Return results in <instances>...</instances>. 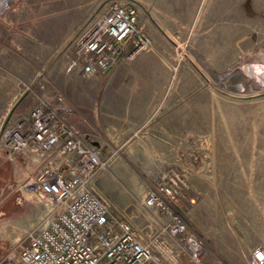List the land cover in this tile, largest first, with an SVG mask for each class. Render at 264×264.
I'll use <instances>...</instances> for the list:
<instances>
[{"label": "rangeland", "instance_id": "rangeland-1", "mask_svg": "<svg viewBox=\"0 0 264 264\" xmlns=\"http://www.w3.org/2000/svg\"><path fill=\"white\" fill-rule=\"evenodd\" d=\"M111 2L136 7L152 45L111 76H83L69 69L74 42ZM141 56L144 68L129 71ZM136 83L153 84V114L131 138L152 119L153 141L163 138L171 153L124 156L129 175L112 171L107 197L96 191L141 228L151 217L132 182L147 190L174 170L186 182L174 208L201 238L203 263L249 264L253 249H264V0H0V128L37 95L56 94L75 128L103 139L110 133L98 124L116 120L103 108L108 91ZM125 94L115 91L114 103ZM0 158L8 164L0 163L1 261L45 223L47 209L23 186L27 167Z\"/></svg>", "mask_w": 264, "mask_h": 264}, {"label": "built area", "instance_id": "built-area-1", "mask_svg": "<svg viewBox=\"0 0 264 264\" xmlns=\"http://www.w3.org/2000/svg\"><path fill=\"white\" fill-rule=\"evenodd\" d=\"M151 45L136 7L111 2L79 32L69 69L86 77L103 74ZM36 98L0 128V151L31 172L23 186L47 209L46 220L0 264H204L201 238L174 208L186 186L179 173H159L139 202L151 219L135 227L95 189L97 175L117 151L103 159L100 148L70 123L73 110L61 96ZM248 263L264 264V249L255 247Z\"/></svg>", "mask_w": 264, "mask_h": 264}, {"label": "crops", "instance_id": "crops-1", "mask_svg": "<svg viewBox=\"0 0 264 264\" xmlns=\"http://www.w3.org/2000/svg\"><path fill=\"white\" fill-rule=\"evenodd\" d=\"M146 59V57L141 56L135 63H133L132 67H130L129 71H141L144 67L142 62ZM124 61V60H121ZM119 61V62H121ZM118 62V63H119ZM115 70V66L106 71L103 74H98L94 76H111L113 74V71ZM115 72V71H114ZM112 88H118L112 89ZM124 89L119 86H113L108 91L110 92L107 96L110 97L109 103H106V105L103 104V108L105 107V114L108 115L111 118H116V120H112L111 122L107 123H100L97 124L100 125L103 128L110 133V136H107L103 139H96L95 137L92 138L90 134H88L87 127H81L79 131H81L83 134H85L88 139L98 146L101 150L102 155H110V153L117 151L119 154L117 157L112 158L108 163L109 169L106 171L100 172L96 179H95V189H99V191L102 193V195L106 196V191L103 189L104 183V176H109L108 174L112 171H115L117 173H124L126 175H129V169L126 165V158L124 156H149V157H160V156H166L168 153H171V148H168L166 143L161 142V140H164L163 138H159L156 141L153 137V120L151 119L150 124L148 127L140 132L137 138L132 139L131 133L134 131H137L139 127L142 125L144 119L150 114H153V84H131L128 86H124ZM125 92L126 94L124 97L120 100V103L116 105L114 103V92ZM118 94V93H117ZM123 95H118L119 98ZM149 118V117H148ZM153 118V117H152ZM85 132V133H84ZM125 135H127L125 138ZM101 138V137H100ZM118 141L121 139L123 142L116 143L115 140ZM4 163L5 166H8L7 163H5V160H2L0 158V163ZM14 163V162H13ZM141 175V174H140ZM135 178V177H134ZM134 178L130 177V180L132 182V179ZM154 177H153V183H154ZM108 184V183H107ZM111 185V183H110ZM132 185L137 191L138 196H144L146 191L145 187H143L141 184H133ZM154 186V185H153ZM111 187H113L111 185ZM122 196V195H120ZM107 197V196H106ZM110 201V200H109ZM111 202V201H110Z\"/></svg>", "mask_w": 264, "mask_h": 264}]
</instances>
